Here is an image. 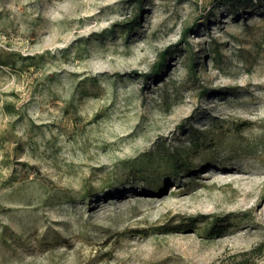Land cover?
Segmentation results:
<instances>
[{
	"label": "rangeland",
	"instance_id": "1",
	"mask_svg": "<svg viewBox=\"0 0 264 264\" xmlns=\"http://www.w3.org/2000/svg\"><path fill=\"white\" fill-rule=\"evenodd\" d=\"M0 264H264V0H0Z\"/></svg>",
	"mask_w": 264,
	"mask_h": 264
},
{
	"label": "trees",
	"instance_id": "2",
	"mask_svg": "<svg viewBox=\"0 0 264 264\" xmlns=\"http://www.w3.org/2000/svg\"><path fill=\"white\" fill-rule=\"evenodd\" d=\"M131 1V0H130ZM225 5H229V8L232 10V11H234V12H237L239 9H241V8H243V5H245V4H248V3H251L252 1H255V2H257L258 0H221ZM138 3V2H141V0H135V3ZM263 4L262 3H259V5L258 6H262ZM257 6V7H258ZM135 22H137L136 21V19H135V21H132V22H130V23H135ZM125 26H127L126 27V31L127 32H129L131 29V27H128L130 24H127V23H125L124 24ZM186 32H187V30H185ZM185 32V33H186ZM185 33H183V36L185 35ZM166 53L164 52V53H162L161 54V60L158 62V63H156V65H154V68H153V71H154V74H156V73H158L159 72V70H160V68H161V66L164 64V62H165V60H166V56L167 55H165ZM190 64H191V66H193V61H190ZM153 74V75H154ZM175 170H176V168H175ZM185 226V225H184ZM183 226V227H184ZM183 227H179V226H177V227H175L176 229H182ZM222 229V227H221V225H217V226H210L208 229H207V235H216V234H218L219 232H220V230Z\"/></svg>",
	"mask_w": 264,
	"mask_h": 264
}]
</instances>
